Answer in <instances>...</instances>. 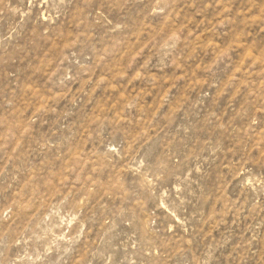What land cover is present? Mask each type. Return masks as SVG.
<instances>
[{"label":"rangeland","instance_id":"374dc122","mask_svg":"<svg viewBox=\"0 0 264 264\" xmlns=\"http://www.w3.org/2000/svg\"><path fill=\"white\" fill-rule=\"evenodd\" d=\"M0 264H264V0H0Z\"/></svg>","mask_w":264,"mask_h":264}]
</instances>
